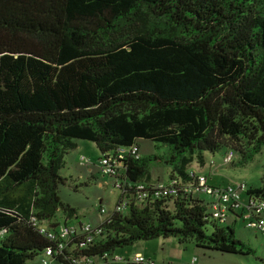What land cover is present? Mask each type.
<instances>
[{"label": "trees", "instance_id": "obj_1", "mask_svg": "<svg viewBox=\"0 0 264 264\" xmlns=\"http://www.w3.org/2000/svg\"><path fill=\"white\" fill-rule=\"evenodd\" d=\"M139 139L169 147L166 182L127 152ZM77 140L95 145L98 168L101 156L127 152L117 173L100 172L120 184L119 198L90 232L58 197ZM262 147L264 0H0V264L46 250L51 264H128L136 253L116 250L170 237L247 255L211 216L210 196L153 186L196 182L194 153L203 164L201 153L231 150L246 163ZM244 196L264 201V185ZM62 225L73 231L60 237Z\"/></svg>", "mask_w": 264, "mask_h": 264}, {"label": "rangeland", "instance_id": "obj_2", "mask_svg": "<svg viewBox=\"0 0 264 264\" xmlns=\"http://www.w3.org/2000/svg\"><path fill=\"white\" fill-rule=\"evenodd\" d=\"M75 143L76 148L65 155L64 167L60 169V175L68 180L65 185L59 186L58 197L62 203L76 210L78 217L77 220H72V223L80 221L82 224L89 223L95 227L101 220L111 215L118 202L119 191L114 188L113 180L100 174L97 166L99 152L95 145L82 140H77ZM137 145L139 156L151 160L148 163L151 180L166 182L173 168L171 164L164 162L169 158V147L143 139H139ZM226 152L225 149H220L214 153H201L203 165L197 161L198 154L194 153L187 170L204 175L206 181L213 183L214 186L243 183L246 188H256L264 185V147L246 163H240L241 158L235 152L232 161L223 164L222 158ZM154 157L159 159L154 160ZM79 162L82 165H79ZM87 168L90 169V174L86 172ZM89 175L95 178L87 180ZM198 196L206 201L209 199L204 194H198ZM101 208L104 213H99ZM55 218L58 221L62 220L60 211L55 214ZM222 226L231 227L234 239L244 245L243 251L249 250L250 253L247 255L220 253L198 248L192 241L178 245L176 240L171 237L139 241L135 244L137 246L149 244L152 248V251L149 252L156 253V256L151 255L150 257L156 263L187 264L195 258L194 264H264V236L247 228L239 218L233 223L232 216H229ZM124 251L129 253L133 251V247L116 250L115 253L120 255ZM40 259L39 255L28 264H40Z\"/></svg>", "mask_w": 264, "mask_h": 264}, {"label": "built area", "instance_id": "obj_3", "mask_svg": "<svg viewBox=\"0 0 264 264\" xmlns=\"http://www.w3.org/2000/svg\"><path fill=\"white\" fill-rule=\"evenodd\" d=\"M127 152L131 156L137 157L138 147L136 145H132L128 148ZM126 150L120 149L118 157L112 158L106 155L101 156L99 159V168L102 175L105 174H115L117 173L116 161L117 159H122L123 155L127 153ZM233 152L228 150L227 153L222 158L223 164H228L232 161ZM192 173V172H191ZM193 176V175H191ZM181 186V190L190 194H197L201 192L210 196V205L209 212L211 216L217 219L219 222L223 223L226 221L227 211L230 209L233 212L239 214V218L243 223H245L246 227L253 230L254 232L264 236V218L261 216L264 213V201L257 199L253 196H244L246 191V186L243 183H232L226 186L219 187H209L205 185V180L203 176H197L196 182L194 180L191 183H180L178 179H171L168 184H157L153 186L156 189L162 190L164 193H173V187ZM120 184L117 181H114V188H119ZM137 189H142L141 186H138ZM141 196L145 195V192L140 193ZM99 212H103L102 209ZM74 227L62 225L57 229V233L60 237L67 236L69 233L73 231ZM84 232H90L93 228L89 224H83L80 227ZM40 233L47 236L49 239L53 240V236L48 230L44 227H41L39 230ZM61 248V245H59ZM50 254L49 250H46L41 257V264H51V262L47 259V256ZM113 264H124V262L115 257L111 260ZM195 258L191 259L188 264H194ZM128 264H153L143 258L140 254H135Z\"/></svg>", "mask_w": 264, "mask_h": 264}, {"label": "crops", "instance_id": "obj_4", "mask_svg": "<svg viewBox=\"0 0 264 264\" xmlns=\"http://www.w3.org/2000/svg\"><path fill=\"white\" fill-rule=\"evenodd\" d=\"M138 142V141H137ZM137 147H138V145H137ZM139 148V147H138ZM141 157V156H140ZM98 161V160H97ZM79 165H82L81 164V162H79ZM203 165V164H202ZM86 172L88 173V174H90V169L89 168H87L86 169ZM209 184H213V183H209ZM149 251H152V248L149 246V244H144L143 246H137L136 244L133 246V251H130L129 253H127V254H130L131 255V253H141V254H143L144 256H146V257H150L151 255H154V256H156V253H150ZM146 254V255H145ZM150 258H152V257H150ZM188 264V263H187Z\"/></svg>", "mask_w": 264, "mask_h": 264}, {"label": "clouds", "instance_id": "obj_5", "mask_svg": "<svg viewBox=\"0 0 264 264\" xmlns=\"http://www.w3.org/2000/svg\"><path fill=\"white\" fill-rule=\"evenodd\" d=\"M137 146V145H136Z\"/></svg>", "mask_w": 264, "mask_h": 264}]
</instances>
